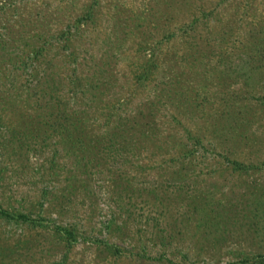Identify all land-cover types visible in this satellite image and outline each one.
I'll return each instance as SVG.
<instances>
[{
	"label": "trees",
	"instance_id": "trees-1",
	"mask_svg": "<svg viewBox=\"0 0 264 264\" xmlns=\"http://www.w3.org/2000/svg\"><path fill=\"white\" fill-rule=\"evenodd\" d=\"M184 1L146 0V11L142 4L114 0L110 23L98 28L103 35L81 47L79 58L75 41L81 38V24H95L96 0L67 2L69 10L77 13L65 29L54 33L60 50L52 53L48 40L39 37L41 31L38 42L17 44L26 17H16L15 24L0 23V126L9 132L16 156L29 150L48 160L49 173L56 175V168L62 169L63 183L54 192L59 199L69 200L76 189L92 195L99 189L107 194L117 217L130 216L122 192L128 197L150 194L156 202L157 187H172L181 194L189 184L195 186L199 174L195 165L206 158L201 145L205 134L186 122L194 126L197 116L207 115L206 119H214L212 137L231 139L242 133L238 125L242 129L249 125L245 116L249 105L239 102V95L250 91L230 88L240 76L245 82L256 74L264 83V15L257 25L252 19L246 21L243 33L229 45V19L218 23L215 32L206 30L207 25L204 34L196 28L198 21H206L201 15L174 25L171 4ZM175 38L181 42L176 49ZM55 54L62 65H57ZM232 58L243 59L246 72L230 75ZM258 99L264 105V94ZM211 100L223 110L217 112L218 104L211 105ZM223 113L236 123L226 132H222ZM217 128H222L220 134ZM155 153L163 155L165 165L156 173L158 180L146 185L142 159ZM227 162L231 171L246 170L238 160ZM200 192L189 196L194 209L202 208ZM215 209H205L210 214L203 219L217 216ZM0 215L26 218L25 213L1 206ZM123 222L119 218L115 225ZM69 227L55 226L68 243L75 239ZM158 236L162 242L165 235ZM106 246L112 254L119 251L116 245ZM250 261L264 264V254L257 253Z\"/></svg>",
	"mask_w": 264,
	"mask_h": 264
},
{
	"label": "rangeland",
	"instance_id": "rangeland-1",
	"mask_svg": "<svg viewBox=\"0 0 264 264\" xmlns=\"http://www.w3.org/2000/svg\"><path fill=\"white\" fill-rule=\"evenodd\" d=\"M5 1L0 0V23L15 24L16 17H26L21 22L23 37L16 41L18 45L38 42L37 32L41 31L39 37L48 40L49 51L60 50L52 37L57 29H65L67 21L77 13L69 10L67 2L71 0ZM96 1L99 7L95 24H81V38L75 41L77 58L83 53L81 47L92 44L96 35H103L98 28L110 20L114 0ZM123 1L130 6L142 4L146 11L149 7L146 0ZM171 9L174 25L192 15H201L206 21H198L196 28L202 34L208 29L215 32L218 23L229 19L230 45L243 33L246 21L252 19L255 25L261 22L264 0H185L172 3ZM172 43L175 49L181 45L179 38ZM54 59L62 65L57 54ZM230 62V75L245 71L248 66L239 58ZM230 89L250 91L239 95V102L249 105L245 116L250 121L247 128L237 126L242 132L237 138L212 137L215 126L210 123L214 119H206L207 115L197 116L194 126L186 122L191 129L205 134L201 145L206 158L203 165L200 161L195 165L199 171L195 186L200 188L189 184L180 194L172 187H157L156 202L150 194L128 197L127 192H122L130 216L122 213L117 217L107 194L99 189L94 190V195L76 189L69 200L59 199L61 196L54 192L63 183L62 169L56 168V175L49 173L48 160L29 150L16 156L9 132L0 126V206L26 216L16 220L0 215V264H253L250 259L255 254H264V105L258 102L264 94V83L256 74L245 82L240 76ZM217 104L211 100V105ZM217 108V112L223 110L222 105ZM224 117L225 113L223 130L215 129L219 134L231 125L236 127L233 120ZM162 156L155 153L142 159L146 185L158 180L156 173L165 165ZM230 159L246 165V170L231 171L227 162ZM139 173L142 172L136 176ZM198 189L202 208L197 205L194 209L188 201ZM209 206L216 207L217 216L204 220L202 215L210 214L205 210ZM119 218H124V222L117 227ZM57 225L70 226L75 239L65 241L62 230L55 229ZM154 231L165 235L160 238L162 242ZM103 242L116 245L119 251L112 254Z\"/></svg>",
	"mask_w": 264,
	"mask_h": 264
}]
</instances>
